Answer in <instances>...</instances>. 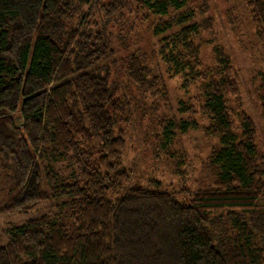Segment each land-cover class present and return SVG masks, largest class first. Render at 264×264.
<instances>
[{"label": "trees", "instance_id": "16d2710c", "mask_svg": "<svg viewBox=\"0 0 264 264\" xmlns=\"http://www.w3.org/2000/svg\"><path fill=\"white\" fill-rule=\"evenodd\" d=\"M245 4L264 44V0ZM188 5L0 0V155L18 191L0 213L26 212L66 195L74 219L71 229L45 216L27 220L0 243V264H264V157L256 125L246 113L236 121L228 105L237 81L226 52L217 49L214 65L202 69L195 38L210 18L188 23L195 18ZM125 9L159 18L154 33L165 34L159 53L175 75L184 73L186 88L204 82V102L185 110L207 115L204 130L218 138L210 189L180 198L158 181L155 188L125 187L131 173L123 167L126 140L118 126L128 120L131 101L119 97L108 64L116 55L109 24ZM126 70L142 92L162 83L144 52L130 53ZM190 127H198L195 120L184 122L183 130ZM60 163L74 170L54 185Z\"/></svg>", "mask_w": 264, "mask_h": 264}, {"label": "rangeland", "instance_id": "374dc122", "mask_svg": "<svg viewBox=\"0 0 264 264\" xmlns=\"http://www.w3.org/2000/svg\"><path fill=\"white\" fill-rule=\"evenodd\" d=\"M188 6L195 12V18L188 23L210 18V26L199 31L195 38L201 48L202 69L214 65L219 48L230 57L237 86L235 91L227 94L228 105L233 109L236 121L242 120V113L254 120L256 143L264 157V44L255 32L245 0H189ZM170 12L175 9L171 7ZM135 14L134 9H125L124 18L119 15L118 23L109 24L116 55L108 64L119 87V97L131 101V112L129 110L126 115L128 120L118 126L126 140L123 167L131 173V180L125 187L155 188L158 181L161 190L187 198L193 190L212 188L218 173L212 151L219 143L216 136L204 130L210 122L207 115L185 110L188 106L198 109L204 102V82H194L186 88L184 73L175 75L159 53V41L165 36L154 33L159 18L144 12ZM96 18L101 22L99 14ZM78 19L72 17L68 22L74 25ZM179 29L180 26L174 27L166 34ZM132 52L146 53L148 66L162 80L158 90L142 92L130 80L126 67ZM16 119L21 124V118ZM192 120L198 127L183 130L184 122ZM167 128L173 132L169 138ZM54 166L58 172L54 185L71 178L73 167L65 163ZM10 176L6 161L0 155V206L18 193ZM44 185L49 191L45 178ZM34 186L33 182L28 191L31 192ZM69 201L70 197L66 195L53 196L26 212L0 213V243H6L18 226L40 216L71 229L74 219L70 215Z\"/></svg>", "mask_w": 264, "mask_h": 264}]
</instances>
